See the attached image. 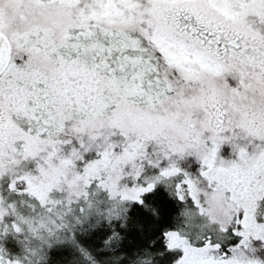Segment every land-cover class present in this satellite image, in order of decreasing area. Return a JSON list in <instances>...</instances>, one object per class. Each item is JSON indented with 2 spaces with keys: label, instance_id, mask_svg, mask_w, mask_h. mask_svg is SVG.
I'll use <instances>...</instances> for the list:
<instances>
[{
  "label": "snow or ice",
  "instance_id": "obj_1",
  "mask_svg": "<svg viewBox=\"0 0 264 264\" xmlns=\"http://www.w3.org/2000/svg\"><path fill=\"white\" fill-rule=\"evenodd\" d=\"M0 264H264V0H0Z\"/></svg>",
  "mask_w": 264,
  "mask_h": 264
}]
</instances>
